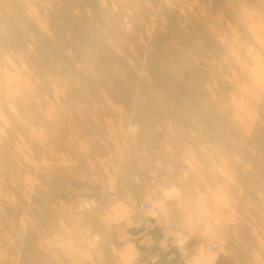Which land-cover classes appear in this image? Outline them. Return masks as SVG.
I'll return each instance as SVG.
<instances>
[{
  "label": "rangeland",
  "instance_id": "1",
  "mask_svg": "<svg viewBox=\"0 0 264 264\" xmlns=\"http://www.w3.org/2000/svg\"><path fill=\"white\" fill-rule=\"evenodd\" d=\"M117 201L264 264V0H0V264L88 262Z\"/></svg>",
  "mask_w": 264,
  "mask_h": 264
},
{
  "label": "crops",
  "instance_id": "2",
  "mask_svg": "<svg viewBox=\"0 0 264 264\" xmlns=\"http://www.w3.org/2000/svg\"><path fill=\"white\" fill-rule=\"evenodd\" d=\"M128 207L127 203L117 201L103 209L108 229L105 251L89 252L91 259L78 264H216L214 255L210 254L194 255L188 261L180 262L171 240L173 231L168 214L163 207L145 229L137 232L132 229ZM37 244L39 255L54 253V264H74L72 262L76 261L77 255L72 252L66 254L53 237L45 236ZM71 244L78 246L75 240ZM98 244V240L92 241L93 247ZM57 250H60L59 255L56 254ZM75 250L77 254L78 249L74 248L73 252Z\"/></svg>",
  "mask_w": 264,
  "mask_h": 264
},
{
  "label": "built area",
  "instance_id": "3",
  "mask_svg": "<svg viewBox=\"0 0 264 264\" xmlns=\"http://www.w3.org/2000/svg\"><path fill=\"white\" fill-rule=\"evenodd\" d=\"M135 220L138 224H143L151 219L157 212V206L152 200H142L134 206ZM185 252V251H183Z\"/></svg>",
  "mask_w": 264,
  "mask_h": 264
}]
</instances>
